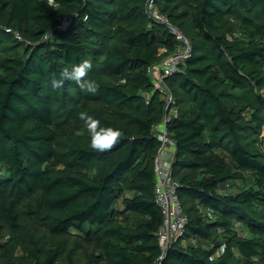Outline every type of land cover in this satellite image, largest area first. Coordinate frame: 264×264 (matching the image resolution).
I'll list each match as a JSON object with an SVG mask.
<instances>
[{"label":"trees","instance_id":"1","mask_svg":"<svg viewBox=\"0 0 264 264\" xmlns=\"http://www.w3.org/2000/svg\"><path fill=\"white\" fill-rule=\"evenodd\" d=\"M156 2L192 43L165 79L188 223L162 264H264V0ZM174 48L147 0H0V264L159 258L167 110L148 69ZM84 59L98 92L51 87V73ZM85 109L125 132L110 150L91 148Z\"/></svg>","mask_w":264,"mask_h":264},{"label":"built area","instance_id":"2","mask_svg":"<svg viewBox=\"0 0 264 264\" xmlns=\"http://www.w3.org/2000/svg\"><path fill=\"white\" fill-rule=\"evenodd\" d=\"M148 13L158 22L165 23L175 39L174 51L162 61L149 67V74L154 81V90L157 91L166 102V114L161 124L156 126L158 136L161 140V148L155 159V197L163 213V222L157 232V238L161 249V255L151 264H162L168 250L175 240L184 236L188 217L185 214L179 197V181L173 176L172 157L168 152V146L171 138L168 135V123L172 115L177 116L176 100L167 86L165 79L174 75L188 56L192 53V43L189 37L179 28L173 26L168 16L163 14L156 0H147ZM72 16L65 18V23H72ZM16 37L22 40L20 33L16 32ZM224 250V245L220 252Z\"/></svg>","mask_w":264,"mask_h":264},{"label":"clouds","instance_id":"3","mask_svg":"<svg viewBox=\"0 0 264 264\" xmlns=\"http://www.w3.org/2000/svg\"><path fill=\"white\" fill-rule=\"evenodd\" d=\"M51 2V0H49ZM93 63L90 59H84L70 69L65 67L58 73L50 75V84L54 89L61 88L66 81H75L80 90L84 93H96L100 89L99 82L88 77L92 70ZM79 120L83 121L90 135V146L98 152L110 150L124 135L125 132L112 124H104L101 119L88 110L78 112Z\"/></svg>","mask_w":264,"mask_h":264},{"label":"crops","instance_id":"4","mask_svg":"<svg viewBox=\"0 0 264 264\" xmlns=\"http://www.w3.org/2000/svg\"><path fill=\"white\" fill-rule=\"evenodd\" d=\"M170 150H172V149H168L167 151L170 152Z\"/></svg>","mask_w":264,"mask_h":264}]
</instances>
